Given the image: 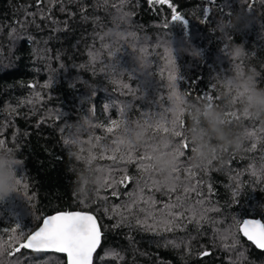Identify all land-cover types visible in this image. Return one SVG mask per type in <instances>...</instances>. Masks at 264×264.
Returning <instances> with one entry per match:
<instances>
[{
  "label": "trees",
  "instance_id": "16d2710c",
  "mask_svg": "<svg viewBox=\"0 0 264 264\" xmlns=\"http://www.w3.org/2000/svg\"><path fill=\"white\" fill-rule=\"evenodd\" d=\"M171 3L0 0V264H66L4 245L73 209L93 264H264V0Z\"/></svg>",
  "mask_w": 264,
  "mask_h": 264
},
{
  "label": "snow or ice",
  "instance_id": "6c2138e0",
  "mask_svg": "<svg viewBox=\"0 0 264 264\" xmlns=\"http://www.w3.org/2000/svg\"><path fill=\"white\" fill-rule=\"evenodd\" d=\"M149 2L154 5H167L172 10V21L183 22L185 20L178 10L173 8L171 0H149ZM170 79L173 80L174 76L170 77ZM121 117V121H113V124H118L119 126L128 120L123 110ZM153 119L150 116L146 117L145 122L149 123ZM160 119L164 120L165 117L162 116ZM108 131L111 132L112 129L109 128ZM2 145H4V142L0 140V146ZM185 149H188L187 142L184 143L183 151ZM21 181L22 177L17 180V184L20 185ZM195 216L196 210L193 209V217L195 218ZM200 218L203 219V214H201ZM137 223H145V221L138 220ZM15 230L13 229L12 231ZM239 231L256 248L264 250V222L257 219H245L240 223ZM9 241L10 244L4 246L18 245V247L14 248L16 252L21 249H29L35 252L52 251L65 254L67 264H92L93 254L101 241V230L97 226L95 217L89 213L59 212L43 219V224L38 230L26 235L21 232L19 236H10Z\"/></svg>",
  "mask_w": 264,
  "mask_h": 264
},
{
  "label": "clouds",
  "instance_id": "9594fccd",
  "mask_svg": "<svg viewBox=\"0 0 264 264\" xmlns=\"http://www.w3.org/2000/svg\"><path fill=\"white\" fill-rule=\"evenodd\" d=\"M242 51V49H240ZM253 106H259L264 108V94H257L252 100ZM167 167V163L163 165ZM13 182L12 173L9 171L7 161L0 158V197L9 191V188Z\"/></svg>",
  "mask_w": 264,
  "mask_h": 264
},
{
  "label": "water",
  "instance_id": "95a60500",
  "mask_svg": "<svg viewBox=\"0 0 264 264\" xmlns=\"http://www.w3.org/2000/svg\"><path fill=\"white\" fill-rule=\"evenodd\" d=\"M69 211H71V212H85V213H89V214L93 215V216L95 217L96 221H97V226H98V228L101 230V241H102V235H103V232H102V229H101V226H100V223H99V220H98L97 216H96V215L94 214V212H92V211H89V210H80V209H73V210H59V211H55V212H53V213H50V214L46 215L43 219H45V218H47V217H49V216H51V215H55V214H57V213H59V212H69ZM43 219H42L41 222L38 224V226H37L36 228H34L32 231H34V230H38V228H39L40 226H42V224H43ZM245 219H257V220H261V222H264L260 217H251V216H249V217H245V218H243L242 221L245 220ZM242 221H241V222H242ZM241 222H240V223H241ZM239 227H240V224H239ZM32 231H31V232H32ZM31 232H30V233H31ZM239 232H240V234L244 237L243 233H242L241 231H239ZM244 238H246V237H244ZM246 240H247V238H246ZM101 241H100V244H101ZM247 241H248V240H247ZM249 242H250V241H249ZM251 243H252V242H251ZM100 244H99V246H100ZM252 244H253V243H252ZM99 246L97 247L96 251L98 250ZM27 250H29V249H27ZM30 251H32V250H30ZM96 251H95L94 254H93L92 264H93V262H94V255H95ZM34 252H35V251H34ZM42 252H52V251H42ZM60 254H62V253H60ZM63 255L65 256V261H66V264H67V257H66L65 254H63Z\"/></svg>",
  "mask_w": 264,
  "mask_h": 264
}]
</instances>
